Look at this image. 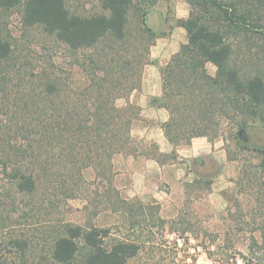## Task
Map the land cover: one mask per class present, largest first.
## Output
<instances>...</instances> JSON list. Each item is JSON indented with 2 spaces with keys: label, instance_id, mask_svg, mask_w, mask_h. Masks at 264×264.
Returning a JSON list of instances; mask_svg holds the SVG:
<instances>
[{
  "label": "trees",
  "instance_id": "obj_1",
  "mask_svg": "<svg viewBox=\"0 0 264 264\" xmlns=\"http://www.w3.org/2000/svg\"><path fill=\"white\" fill-rule=\"evenodd\" d=\"M69 1L0 0V12L21 6L26 27L41 26L70 53L68 69L49 65L32 72L11 103L12 87L3 64L13 48L10 41L0 39V180L8 181L19 194L31 195L41 187L53 195L59 190L55 201L66 204L77 197L76 189L86 190L85 171L91 168L107 183L104 193H94L107 199L105 209L118 212L131 207L134 212L135 201L115 184L119 175L115 157L141 154L163 163L167 155L154 143L145 147L143 140L132 136L139 106L128 102L119 107L116 101L141 87L158 37L149 13L161 0H101L100 10L89 15L72 13ZM186 1L189 16L177 19L175 26L186 30L187 40L161 67L163 93L151 99L170 113L164 124L166 137L176 147L200 136L226 140L223 125L230 122V139L261 154L264 171V149L251 148L238 135L248 132L251 121L264 126V75L246 72L235 60L238 36L264 34V0ZM133 14L136 19H131ZM209 64L216 67L215 73ZM195 160L200 164L204 158ZM251 171L240 182L256 195L252 208L256 222L264 218V177ZM212 183V178L201 177L185 187L208 193ZM1 206L8 218L20 210L16 201ZM138 206L136 210L143 211L144 206ZM262 223L252 233L254 253H264ZM111 230L63 222L52 258L57 264H126L141 246L131 241L107 245Z\"/></svg>",
  "mask_w": 264,
  "mask_h": 264
},
{
  "label": "rangeland",
  "instance_id": "obj_2",
  "mask_svg": "<svg viewBox=\"0 0 264 264\" xmlns=\"http://www.w3.org/2000/svg\"><path fill=\"white\" fill-rule=\"evenodd\" d=\"M100 1L70 0L67 6L72 13L89 15L100 10ZM189 11L186 0L157 2L150 10L148 20L158 35L154 45L177 27V14L187 12L189 16ZM131 19L136 16L133 14ZM22 20L21 6L0 12V39L10 41L13 48L9 60L3 64V73L12 87L11 103L21 95L19 90L28 84L32 72L49 65L68 69L70 63V53L60 41L48 35L41 26L26 27ZM179 37L183 38V35ZM236 40L237 63L243 64L250 74L259 72L264 75V34L238 36ZM208 68L215 73L214 65L209 64ZM128 98L118 99L117 105L125 107L124 101ZM250 123L248 140L243 135L240 137L242 142L251 148L259 146L264 149L263 124L259 121ZM223 126L227 130L226 140L220 137L216 141L223 149L217 152L221 158L225 157V161L213 184L215 190L212 187L210 190L214 192L212 196L217 199L218 207L210 201V191L207 193L197 190L196 186L186 188L184 185L162 201L150 197L145 200L132 198L136 204L132 206L134 212L131 207L130 210L121 208L118 212L112 211L111 207L105 209L107 199L95 197L94 193L95 190L104 193L107 183L104 179H97L91 168L85 171L86 190L76 189L77 197L66 204L55 201L59 190L53 195L41 187L31 195L19 194L8 181L0 180V213L4 211L3 203L16 201L20 208L17 213L9 214L10 218L6 213L0 215V264H57L52 258V250L63 222L111 227V234L105 239L107 245L117 241L139 243L140 252L126 264H264V253L250 250L252 233L262 227L264 218L253 221L256 195L244 186V181L240 182L242 175L251 170L252 173L258 172V177H264L260 166L262 155L235 145V140L230 139L231 123L225 122ZM171 159L172 155L162 158L166 162ZM122 162V155H117L115 170L120 175L115 184L124 195L122 186L130 183V176L121 170ZM139 204L144 206L143 211L136 210ZM241 215L244 218H240Z\"/></svg>",
  "mask_w": 264,
  "mask_h": 264
},
{
  "label": "crops",
  "instance_id": "obj_3",
  "mask_svg": "<svg viewBox=\"0 0 264 264\" xmlns=\"http://www.w3.org/2000/svg\"><path fill=\"white\" fill-rule=\"evenodd\" d=\"M177 17L187 18V12L177 14ZM168 32L151 47V61L144 68L141 87L133 91L124 104L134 103L141 110L139 119L132 127V136L148 144L154 143L159 152L167 156L175 151L176 158L172 156L171 161L162 163L146 155H122L121 170L130 176V183L122 186L124 196L128 199L145 200L150 197L162 201L170 197L176 189H182L184 185L192 184L198 178H206L208 167L202 166L197 170L193 165L194 160L200 157H211L214 161V170L218 172L212 176V190H215L213 184L216 183L222 162L225 161V157L221 158L217 152L223 149L222 146H217L216 140L211 141L208 137L200 136L193 138L190 144L176 147L166 137L164 124L169 120L170 113L166 108L153 104L151 99L160 97L163 93L161 67L171 60L181 44L187 40L186 30L181 26ZM180 34L183 38L179 37ZM183 160L185 167L180 163ZM213 191L208 194L210 197L214 194ZM210 201L218 207L216 198L212 196Z\"/></svg>",
  "mask_w": 264,
  "mask_h": 264
},
{
  "label": "flooded vegetation",
  "instance_id": "obj_4",
  "mask_svg": "<svg viewBox=\"0 0 264 264\" xmlns=\"http://www.w3.org/2000/svg\"><path fill=\"white\" fill-rule=\"evenodd\" d=\"M243 132H245V130H242L238 135L239 136L244 135L245 139L248 140L247 133L245 132V134H243ZM200 158H204L202 163L199 164L196 160H194L193 165L197 170H199V168H201L202 166L208 167V171H206V178H212V176H214L215 173H218L217 170H214V165H213L214 161L211 157H200Z\"/></svg>",
  "mask_w": 264,
  "mask_h": 264
}]
</instances>
